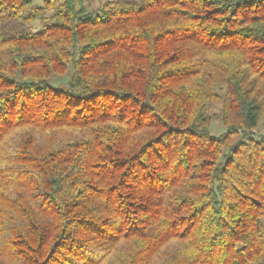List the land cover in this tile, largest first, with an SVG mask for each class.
<instances>
[{
    "label": "trees",
    "instance_id": "trees-1",
    "mask_svg": "<svg viewBox=\"0 0 264 264\" xmlns=\"http://www.w3.org/2000/svg\"><path fill=\"white\" fill-rule=\"evenodd\" d=\"M263 119L264 0H0V264H264Z\"/></svg>",
    "mask_w": 264,
    "mask_h": 264
},
{
    "label": "rangeland",
    "instance_id": "rangeland-1",
    "mask_svg": "<svg viewBox=\"0 0 264 264\" xmlns=\"http://www.w3.org/2000/svg\"><path fill=\"white\" fill-rule=\"evenodd\" d=\"M33 1L34 4L41 3V0H33ZM100 1L103 0H89V7L93 9L97 8L99 6ZM213 108L214 109H212L211 113L217 112L218 108L217 107H213ZM210 130L213 135H218L222 133L224 129L219 121L214 120L210 126ZM259 132L264 133V119L260 123Z\"/></svg>",
    "mask_w": 264,
    "mask_h": 264
}]
</instances>
